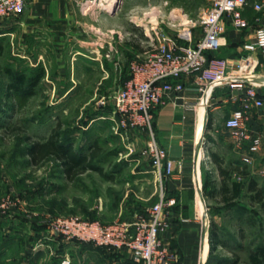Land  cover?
I'll use <instances>...</instances> for the list:
<instances>
[{
    "label": "rangeland",
    "instance_id": "1",
    "mask_svg": "<svg viewBox=\"0 0 264 264\" xmlns=\"http://www.w3.org/2000/svg\"><path fill=\"white\" fill-rule=\"evenodd\" d=\"M209 4L210 0L173 1L180 12L188 13L189 25H192L190 20H198ZM25 13L26 9L19 21ZM11 27H15L14 31L0 41V206L16 205L0 213L3 225H0V250L9 245L5 239H10L14 229L25 237L18 243V251L42 244L36 242L37 237L52 235L47 222L52 217H80L108 223L129 221L150 209L162 194L151 160L142 153L148 136L140 131L127 134L120 130L110 102V95L122 83L97 79L91 72L88 49L73 59L75 53L72 54L71 48L76 44L69 45L71 68L68 69L60 65L58 57L63 54L53 44L38 42L31 34L27 36L21 22L8 28ZM7 69L28 77L43 71V78L33 95L7 93L11 80ZM59 123L65 136L74 140L76 148L83 147L86 154L94 142L98 143L101 153L96 163L108 178L88 171L74 181L68 180L52 157L39 165L30 164L26 155L29 143L44 142ZM201 139L202 160L211 167L209 173L217 189L213 186L204 189L203 176L200 202L204 205L200 204L204 206V235L208 240L204 264H252L249 255L264 242V210L251 200L248 183L254 179L264 193V176L253 175L248 162L241 160V164L235 165L234 158L226 156L229 143L220 142L207 130ZM212 153L223 159V167L231 178L242 183V194L233 206L219 202L222 177ZM212 191L214 194H209ZM13 221L19 222L12 226ZM213 228L218 242L211 241Z\"/></svg>",
    "mask_w": 264,
    "mask_h": 264
},
{
    "label": "crops",
    "instance_id": "2",
    "mask_svg": "<svg viewBox=\"0 0 264 264\" xmlns=\"http://www.w3.org/2000/svg\"><path fill=\"white\" fill-rule=\"evenodd\" d=\"M173 1L27 0L25 16L18 23L21 22L27 36L31 34L32 39L38 42L53 44L63 54L62 57L70 59L58 57L61 66L71 68V49L72 54L75 53L73 59L82 54L83 49H88L91 72L96 78L121 82L123 86L130 75V63L153 51L161 34L176 45H195L202 39V27L189 25L186 20L188 13L180 12L178 6H173ZM242 12L249 27L238 30L229 18H224L221 48L207 56L227 58L233 65L242 57L245 65L254 69L250 81L258 84L264 100V51L247 49V45L255 41V30L264 27V9L258 11L251 3ZM14 28L2 29L10 33ZM187 28L190 40L181 37ZM71 44L76 46L69 49ZM184 83L183 99L170 101L154 112L156 138L166 150L168 159L174 162V176L163 175L160 180L156 174L155 177L160 183L161 193L177 200L172 209L170 228L162 235L165 244L177 255L175 264H204L208 240L204 235L205 214L200 193L203 176L211 167L202 160L203 132L207 130L220 142L229 143L226 156L233 157L235 165L248 157L252 174L264 176V169L258 170L264 166V105L251 112L248 127L252 137L259 135L261 145L257 151L249 152L248 143L231 139L225 127V122L241 106L240 101L232 99L230 89L213 86L202 93L195 75L187 77ZM186 103H197V106L187 109ZM18 222L10 224L15 226ZM16 231L14 229L10 234L9 240L5 239L9 245L0 250V264H62L66 259L70 264H131L127 254L112 253L92 244L54 235H38L36 242L42 244L18 251V243L25 237L21 231Z\"/></svg>",
    "mask_w": 264,
    "mask_h": 264
},
{
    "label": "built area",
    "instance_id": "3",
    "mask_svg": "<svg viewBox=\"0 0 264 264\" xmlns=\"http://www.w3.org/2000/svg\"><path fill=\"white\" fill-rule=\"evenodd\" d=\"M251 3L258 11L264 9V0H210L209 6L200 12L198 20L189 21L192 26L203 29V37L198 43L176 45L161 34L153 51L130 63L129 78L110 95L118 128L127 134L131 131L147 134L148 140L142 153L150 158L159 180L163 175L174 176V162L168 159L166 150L156 138L154 112L170 101L183 99L184 81L190 76L197 77V85L202 93L213 86L230 89L232 99L241 102L240 110L225 122L230 137L238 143L247 142L249 152L260 148L259 135L252 137L248 127L253 109L264 105L258 84L250 81L254 69L245 65L242 57L233 65L227 58L207 56L221 48L224 18H229L238 30L249 27L242 10ZM26 4L27 0H0V28L18 24ZM254 34L255 41L247 45V49L264 51V27L257 28ZM181 37L190 40L188 28ZM196 106L197 103L185 104L187 109ZM244 161L250 163V158L245 157ZM161 194L155 205L129 221L104 223L80 217H52L47 221L48 228L52 235L66 240H78L112 253L127 254L134 264H175L177 255L165 244L162 235L170 228L172 209L177 200ZM14 205L3 203L0 213ZM62 264L70 263L66 259Z\"/></svg>",
    "mask_w": 264,
    "mask_h": 264
},
{
    "label": "trees",
    "instance_id": "4",
    "mask_svg": "<svg viewBox=\"0 0 264 264\" xmlns=\"http://www.w3.org/2000/svg\"><path fill=\"white\" fill-rule=\"evenodd\" d=\"M5 33L7 32L0 28V41L4 38L5 35L3 34ZM1 51L2 45L0 43ZM7 74L11 79L7 85V93L17 92L27 96L34 94L35 88L43 78V71H40L33 77H28L25 73L14 72L11 69H7ZM100 153L101 149L97 142L93 143L87 154L84 152L83 147L76 148L74 140L66 137L63 133L62 123H59L53 128L49 137L44 142L31 141L26 149V155L31 165H39L52 157L58 162L65 178L71 181H74L88 171H96L103 174V170L96 163L100 157ZM211 156L219 175L222 177L221 187L219 188L221 193L219 202L229 207L233 206L235 200L242 194V183L231 178L229 172L223 167V159L219 155L212 153ZM103 175L108 178L106 174ZM211 178L212 176L208 172L204 179V189L210 186H213L215 189L216 181H213ZM248 191L252 194L250 197L251 200L258 203L264 210V193L254 179L249 180ZM214 192L212 191L209 194L212 195ZM211 241L218 242V234L216 230L214 231V228L211 231ZM97 248L103 249L101 247ZM249 260L252 264H261L264 262V242L249 255ZM130 262L134 264L132 260Z\"/></svg>",
    "mask_w": 264,
    "mask_h": 264
}]
</instances>
